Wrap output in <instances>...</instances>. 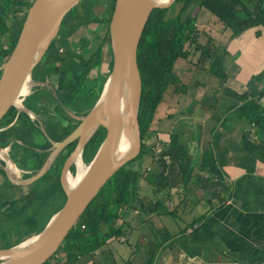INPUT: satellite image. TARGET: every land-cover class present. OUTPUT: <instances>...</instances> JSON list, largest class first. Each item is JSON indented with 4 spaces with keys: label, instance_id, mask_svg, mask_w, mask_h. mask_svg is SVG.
I'll use <instances>...</instances> for the list:
<instances>
[{
    "label": "trees",
    "instance_id": "1",
    "mask_svg": "<svg viewBox=\"0 0 264 264\" xmlns=\"http://www.w3.org/2000/svg\"><path fill=\"white\" fill-rule=\"evenodd\" d=\"M32 1L4 0L3 6L0 4V24H6L5 32L0 30V65L10 55ZM114 3L115 0H106L105 6L100 7L99 0H83L64 16L57 35L30 74L32 82H39V78L49 76L50 84L33 85L30 93L22 100L24 107L35 116L31 117L27 112L11 107L0 120V148L10 145L9 156L21 170L25 171L23 178L35 175L54 150L52 142L62 141L81 122L70 114L61 94L85 95L90 108L99 99L112 69L109 26L105 37L93 51L78 43L67 42L82 25L104 22L109 24ZM176 4L179 5L178 10L169 15V11ZM98 6L99 12L96 11ZM201 9L215 16L224 29L229 30L228 40L250 28L264 29V0H174L171 7H157L152 10L143 28L136 52L141 78L138 107L141 151L104 184L51 258L43 264H118L109 256L111 252L109 242L127 235V230L133 224V219L130 218L135 211L146 216L168 215L177 218L179 215L177 208L168 209L166 202L177 198L180 192L185 197L188 192H196L198 189H201L205 196L217 194L219 182L214 179L223 178L222 166L227 159L216 147L222 135L216 124L210 131V146L204 150H200V139H196L194 146L189 147L184 132H179L174 127L166 132L152 128L166 93L177 97L187 96L192 86L203 85L194 79L196 72H207L219 78L220 82L224 81L222 78L225 75L220 77L219 72L224 60L222 55L225 46L219 47L217 40L197 29V16ZM20 10L21 14L18 13ZM105 14L106 18L103 17ZM202 36L206 37L204 43L200 41ZM65 44L68 45L69 51L66 56H62L59 49ZM105 54L110 58L107 74L101 72ZM54 66H56L54 77H50ZM83 69H86L87 75L84 80H80L78 73ZM75 79L80 80V83ZM263 79L264 70L251 76L242 92H236L228 87L223 88L225 95L234 101L231 106L225 108L224 114L216 118L220 122L224 115L231 111L246 124L245 126L256 128L263 135L259 145L255 146L250 142L248 144L243 135L240 138L241 143L252 152L264 149V108L259 102L264 94V88H260ZM212 92L210 101L204 103L209 110L214 106L216 108L219 87L214 88ZM50 99L54 100L53 112L56 115V122L51 125L54 130L52 138L45 132L46 128L41 129L37 120L39 117L37 107L40 105L45 107ZM197 103L198 100L193 99L187 111L190 113ZM216 114L218 113L215 110L211 111L214 118ZM168 118H172V115L169 114ZM224 124L225 118L220 126ZM158 132H164L166 138L158 136L147 143L148 139ZM105 134L106 129L97 126L89 138L92 143L85 144L81 158L87 165L94 157ZM76 143L77 139L58 152L45 174L32 183L40 184L37 188L12 184L3 168L4 163L0 162V248L15 246L39 234L50 218L62 207L66 196L60 183V170L64 159L73 151ZM21 149L25 155L19 158ZM156 149L158 152L150 169L141 171L132 165L136 159L154 153ZM196 167L210 175L208 177L200 175L195 171ZM73 168L75 167H71V171ZM140 179L151 187L155 196L153 202L141 196L138 186ZM7 193L8 196L3 198ZM203 218L205 215L202 219L198 218L187 224L178 234L184 236L188 234L189 229L200 233L202 228H205ZM144 230L145 238L148 237L150 240L147 242L148 245L152 240L157 241L155 251L149 253L146 258L145 264H152L156 253L162 252L169 243L174 242L177 235L163 228L159 230L158 239L152 229ZM142 237L143 235L139 236L138 240ZM125 242L129 243L127 237ZM96 251L98 254H95Z\"/></svg>",
    "mask_w": 264,
    "mask_h": 264
},
{
    "label": "water",
    "instance_id": "2",
    "mask_svg": "<svg viewBox=\"0 0 264 264\" xmlns=\"http://www.w3.org/2000/svg\"><path fill=\"white\" fill-rule=\"evenodd\" d=\"M83 0H33L27 10L16 43L8 58L0 65V120L11 107L33 113L22 108L25 94L21 89L29 82L32 68L43 58L52 39L57 35L64 16ZM174 0L165 4H154L150 0H115L109 22V37L112 50V69L95 105L82 117L80 124L60 142H52L54 150L41 169L28 179L13 178L4 170L12 184L28 186L40 179L53 163L58 152L77 139L73 151L64 159L60 172V183L65 192V201L27 247L16 249L19 244L0 248V264H43L48 261L88 205L100 192L104 184L128 161L141 151V132L138 107L141 97V78L137 65V48L143 28L154 8H168ZM127 84V116L122 118L115 108V98L123 83ZM71 114V113H70ZM73 116V115H72ZM97 126H103L106 134L94 157L86 168L85 175L72 191L65 178L69 173L71 157L82 150ZM91 130L90 136L84 140ZM129 134L131 144L118 160H113L121 133ZM5 149V148H1ZM6 150V149H5ZM12 162V161H11Z\"/></svg>",
    "mask_w": 264,
    "mask_h": 264
},
{
    "label": "crops",
    "instance_id": "3",
    "mask_svg": "<svg viewBox=\"0 0 264 264\" xmlns=\"http://www.w3.org/2000/svg\"><path fill=\"white\" fill-rule=\"evenodd\" d=\"M3 2L4 0L0 4L2 5ZM18 13L21 14L22 10ZM224 32L223 30V34H219L222 45L225 46V52L223 50L224 53H222L225 56L227 70L233 72L228 79L229 82L226 81L225 84L236 92H242L251 76L264 70V29L250 28L230 40L227 39L229 33L224 34ZM55 71L56 66L50 73V77H54ZM32 83L34 86L48 85L50 78L44 76L39 78V82ZM260 88H264V79L260 83ZM225 94L222 89V97L218 99V102L223 103V111L216 114L215 118L211 114L207 115L205 119L207 124L201 128L199 142L200 150L208 149L211 140L210 131L213 126L216 124V127L221 130L222 135L216 147L225 154L227 159L222 166L223 178L214 179L217 183L219 182V188L217 187V194L203 199L207 201V203L204 202L205 206L202 207L200 201L201 203L194 208L187 206L184 209V213L190 216L188 224L198 218L202 219L205 215L203 218L205 228H202L200 233L189 229L188 234L182 236L180 242H171L162 252H157L152 264H264V149L252 152L240 140L243 135L248 144L250 142L257 146L263 139V135L256 128L245 126L246 124L231 111L224 115L222 120L225 118V124L220 126L222 120L218 122L216 118L224 114V109L231 106L234 101ZM61 96L71 115L77 119L91 109L89 106L83 111L85 95L65 93ZM259 102L264 108V94ZM68 104L72 109H69ZM53 107V99H50L45 107L41 105L37 107L38 116L49 126L52 125L50 118L53 117L52 121L56 122ZM189 120L192 121V117ZM203 139L206 140L205 145H201ZM209 199L210 202H208ZM153 218L156 219H153L154 221L159 222V217L153 216ZM177 219L186 220L181 217V213ZM140 228L145 229L141 225ZM155 229L159 239L160 228L155 227ZM164 229L171 233L170 229ZM142 235L143 237L138 240V237ZM144 235L145 233L139 232L136 239V245H145L147 249L146 254L143 253L140 258H134L131 255L130 250L133 247L129 243L130 250L127 254L120 253L116 249L113 253L110 249L109 256L117 263V256H120V264H145L148 254L155 251L157 241L152 240L148 245L147 242L150 240ZM95 254H98V251Z\"/></svg>",
    "mask_w": 264,
    "mask_h": 264
},
{
    "label": "rangeland",
    "instance_id": "4",
    "mask_svg": "<svg viewBox=\"0 0 264 264\" xmlns=\"http://www.w3.org/2000/svg\"><path fill=\"white\" fill-rule=\"evenodd\" d=\"M99 1H100L99 6L104 7L106 0H99ZM173 4H174V1L172 2V4L169 7H171ZM99 6H98V9L96 11H98V10L100 11ZM178 8H179V5L176 4L174 6V8L169 11V15L174 14L178 10ZM103 17L106 18L107 14L103 15ZM108 26H109V24H107L105 22L104 23H91L88 25H82L72 34V36H70V38H68L67 44L69 42L78 43L82 46L88 47V49L93 51L97 48L98 44L105 37ZM196 27L198 30L208 33V35L213 37L215 39V41L217 40L219 47L223 46L222 45L223 43L221 42V40L219 38L220 37L219 34H223V30H225L224 34L229 32V30L224 29L223 25L217 20V18L215 16H213L211 13H209L205 9H201L199 11V14L197 16ZM5 29H6V24L1 23L0 24V30L2 32H5ZM205 40H206L205 36H202L200 39V41L202 43H204ZM67 44L61 46L63 49V52H61L60 54L62 56H66L68 51H69V47ZM222 56L225 58L224 55H222ZM109 60H110L109 56H107L105 54L103 62H102V66H101V72L103 74H107V72H108ZM184 66H186V64ZM220 68H221V70L219 72L220 77H222L221 75H225L222 78V79H224L223 82H220L219 78L217 79V78L211 76L210 74H208L207 72H201L200 71V72L195 73L194 79L196 81H198L199 83L201 82L203 85H197V86L194 85L195 87L192 86L191 90L189 91V94L187 96L177 97V96L171 95L169 92L166 93L164 96L163 103H161V105L158 108V112L156 114L155 122H154L152 128L166 132V131L170 130L171 127H174L177 129V131H179V132L183 131L184 132V137H186L185 141L189 147H191L192 145L194 146V144L196 143L195 140L200 139V134L202 132L201 131L202 126H205L207 124V122L205 121L207 115L211 114V111H213V110H215L216 113H220L223 111V109H222L223 103L222 102H217L216 108L214 106L212 108V110H209L210 108L208 109L207 108L208 106L205 107V105H204L205 102L210 101L211 93H213L212 91L214 90V88L217 89V87H219V96H218V99H219L222 97V95H221L222 89L228 87V85L225 84V82L226 81L229 82L228 79L231 78L233 72L230 70H227L226 65H225V59L223 60V63L220 66ZM86 75H87L86 69H83L78 73V77L80 78V80H84ZM75 80L78 83H80V80H77V79H75ZM32 85H33V83L31 81V79H29V89H28V92L26 93V95L30 93V89H31L30 87H32ZM26 95H24V96H26ZM193 99H197L198 103L194 106V108L189 113L187 111V108L190 107ZM22 100H23V98H22ZM83 100H84L83 104L85 105V108L83 109V111H84L86 108H89L90 103L87 101V96H84ZM43 104L45 105V103H43ZM68 107H69V109H72L71 105H69V104H68ZM169 114L172 115V118H168ZM191 117H192V121L189 120V118L191 119ZM52 119H53V117L50 118V121L52 123H54L52 121ZM37 120H38L39 124L41 125V129L44 130V128H46L45 132L47 133V135H49L52 138L54 135V130L51 128V126L48 128L47 124L45 122H43L40 119V117H38ZM193 121H195V122H193ZM50 129H52V131ZM164 132H158L157 134L152 135L150 137V139H148L147 143L152 142L158 136L161 137L162 139H165L167 135ZM204 139L202 140L201 145H205L206 140H204ZM91 143L92 142L89 141V139L86 142V144H88V145ZM197 145H198V143H197ZM23 147H26V146H23ZM4 148L6 149V153L8 154V157L10 158V156H9L10 145H8ZM157 152H158V149H156L154 153L151 152L149 155H143V156L139 157L138 159H136L132 163V165L141 171L148 170V168L150 169L152 167V164H153V158L156 157ZM23 154L24 153L21 149L20 155L18 157L21 158ZM198 155L199 154H197V157H198ZM11 161H12V159H11ZM0 162L4 163L3 160L1 159V157H0ZM13 164L15 167V171L7 169L8 173L13 178L16 177V178H20V179H28V178L22 177V175L25 173V171L21 170L14 162H13ZM83 164L88 166L84 162H83ZM72 167H75V165ZM3 168H4V164H3ZM70 170H71V168H70ZM195 171L200 173V175H202V176H209L210 175L206 171H200V169L198 167L195 168ZM70 173L72 175H76L77 169L73 168V171H70ZM212 182H213V180H212ZM138 186L140 187L141 196L146 197L145 198L146 200L153 202L155 199V196L151 191V187L142 179H140L138 181ZM28 187L37 188V187H40V184H35V185L31 184ZM181 194L182 193L180 192L179 195H177V198L175 197L172 201H167L166 207L170 210H174L177 208V213H181V217L186 219L185 221H179L177 218H172L171 216H168V215H162V216H159V222H158V221H154L156 219L153 218V216L156 217V215H153V216L147 215L146 216V215H141L137 212H134L130 218V219H133L132 227L127 230V232H126L127 235H125L127 237L129 244H131L133 247L132 250H130V247L128 246V244L125 241L120 242V241H117L116 239H113V241L109 242V248L112 250V252L114 253V249H116L120 253L122 252V253L127 254L130 250V252H132L131 255H133L134 258H136V257L140 258L143 253L146 254L147 249H146L145 245H143V246H142V244L136 245V239H137L138 233L139 232L145 233V231H146V230L140 228V225L142 227H145V229H149V230L152 229L154 232L157 231V229H155V227L160 228V229H162V228L170 229L171 233H175L177 235L174 238L175 239L174 242L175 243L180 242L182 240L181 239L182 236H180L178 233H180L186 227V225L189 222V218H190L189 215H186L184 213V209L187 206L194 208L196 205H198L201 202H202L201 205L203 207V206H205L204 202L207 203V201L203 200L206 196L204 195V192L202 190H197L196 192H188L186 194V197L181 195ZM7 196H8V193L3 198H6ZM182 197H185V198L183 199ZM207 205L208 204H206V206ZM139 230H141V231H139ZM125 236H124V239H126ZM31 237H29V238H31ZM29 238H27V239H29ZM133 245H135V246H133ZM116 250H115V252H116ZM122 256H124V255L122 254ZM117 257H118V264H120L121 263V259L119 258L120 256H117Z\"/></svg>",
    "mask_w": 264,
    "mask_h": 264
},
{
    "label": "bare ground",
    "instance_id": "5",
    "mask_svg": "<svg viewBox=\"0 0 264 264\" xmlns=\"http://www.w3.org/2000/svg\"><path fill=\"white\" fill-rule=\"evenodd\" d=\"M150 1L153 2L154 4L162 5L167 2H170L171 0H150ZM28 89H29V82H25L21 89V92L26 95V93L28 92ZM17 103L22 108V102H17ZM114 105L119 115L122 118H126L127 116V84L126 82L123 83L120 90L118 91L117 96L115 98ZM90 133H91V130L86 134V136L84 137V140L90 136ZM130 144H131V139H130L129 134H126L124 132L121 133L118 139V142H117L116 153H115V156L113 157V160L116 161L120 159L127 152ZM0 157L8 159L5 149L0 148ZM74 165H75V168L77 169L76 175H72L70 173L71 171L70 168ZM86 168L87 166L83 164L81 155L79 153L73 154V156L71 157V165L69 167V173L66 175V178H65V183L69 190L72 191L78 186L83 176L85 175ZM8 169L15 171L13 162L8 161ZM35 239L36 237H31L25 240L22 244L17 246L16 249H22L24 247L29 246Z\"/></svg>",
    "mask_w": 264,
    "mask_h": 264
},
{
    "label": "built area",
    "instance_id": "6",
    "mask_svg": "<svg viewBox=\"0 0 264 264\" xmlns=\"http://www.w3.org/2000/svg\"><path fill=\"white\" fill-rule=\"evenodd\" d=\"M59 52L61 53V52H63V49H62V47L59 49ZM31 88V87H30ZM155 158H153V160H154ZM149 169V168H148ZM135 212H137V211H135ZM117 241H120V242H123L125 239H124V237H118V238H115ZM113 240V239H112Z\"/></svg>",
    "mask_w": 264,
    "mask_h": 264
},
{
    "label": "flooded vegetation",
    "instance_id": "7",
    "mask_svg": "<svg viewBox=\"0 0 264 264\" xmlns=\"http://www.w3.org/2000/svg\"><path fill=\"white\" fill-rule=\"evenodd\" d=\"M60 172H61V170H60Z\"/></svg>",
    "mask_w": 264,
    "mask_h": 264
}]
</instances>
